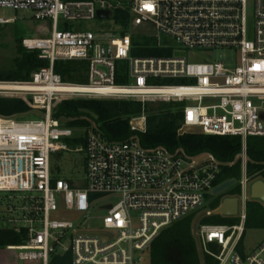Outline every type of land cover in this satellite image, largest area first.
Masks as SVG:
<instances>
[{
	"label": "built area",
	"instance_id": "1",
	"mask_svg": "<svg viewBox=\"0 0 264 264\" xmlns=\"http://www.w3.org/2000/svg\"><path fill=\"white\" fill-rule=\"evenodd\" d=\"M0 8L28 10L37 20L53 21L49 37L22 41L49 65L27 81H0V95L32 99L35 116L0 115V206L11 200L6 211L0 208V229L22 238L5 246L18 263L51 264L57 255L71 253L72 264H145L143 254L160 232L204 207L206 196L219 185L222 167L234 164L209 152L145 147L138 135L111 140L95 122L75 126L83 128L76 134L74 126L53 115L64 99L115 98L143 104L149 99L182 101L180 133L242 138L237 156L242 161L240 220L199 223L196 237L202 252L218 264H264V240L246 257L238 250L247 220V140L264 136V0H0ZM123 9L128 18L119 14L117 20L115 12ZM99 11L111 12L108 18H114L115 26L81 31L59 25L60 17L71 22L108 19L99 18ZM13 20L0 17L1 24ZM149 26L155 33L129 30ZM151 38L154 43H147ZM150 48L169 54H135ZM183 49L209 55L231 50L238 64L192 61ZM59 60L87 61V82L64 81L54 70ZM159 79L195 83H153ZM130 124L132 130L145 131L144 113ZM70 139L82 145L71 147ZM73 150L86 155V187L53 174L52 153ZM93 194L116 197L100 206L106 214L97 228L89 223ZM58 212L68 216L52 218Z\"/></svg>",
	"mask_w": 264,
	"mask_h": 264
},
{
	"label": "trees",
	"instance_id": "2",
	"mask_svg": "<svg viewBox=\"0 0 264 264\" xmlns=\"http://www.w3.org/2000/svg\"><path fill=\"white\" fill-rule=\"evenodd\" d=\"M119 14L125 18L129 16L126 9L115 12V18L119 20ZM0 29V34H1ZM17 52L8 66L0 64V81H27L31 79L33 72L41 67L48 66L49 61L39 57L38 51H29L23 45V39L15 38ZM149 44L154 40L147 39ZM137 55H168L156 48L141 49L135 51ZM56 73L62 79L72 83L87 82L86 72L88 62L85 60H59L54 65ZM185 80V79H182ZM117 83L121 80L117 79ZM182 101H159L158 103L130 99H99L76 98L64 99L54 108L53 115L58 119L68 120L70 126L98 124L100 129L111 140H124L133 135H138L145 147L162 145L170 151L183 148L188 154L196 155L202 152L212 153L221 162L233 165H224L216 180L220 184L226 180L241 178L242 161L237 156L242 151V138L237 136L207 135L198 132L180 133L183 119ZM86 110L93 112L97 118ZM34 111L32 99L0 95V115L2 116H32ZM146 114V130L135 131L131 128V118ZM247 176L249 180H264V136H250L247 140ZM241 187V186H240ZM238 192H231L232 195ZM241 193V190L240 192ZM221 203L218 198L214 209ZM246 229L264 227V205L259 200L247 202ZM196 213L180 219L165 227L148 248V262L146 264H218L219 261L204 254L200 257L197 242L192 232V221ZM239 222L237 217H227L219 214L207 215L200 223H226ZM22 238L13 230L0 229L1 256L7 257V244L20 243ZM243 241V240H242ZM240 241L238 249H240ZM211 248L217 251L215 245ZM11 253V252H10ZM8 258V257H7ZM71 253L57 255L51 264H72ZM6 260V259H5ZM3 260V261H5Z\"/></svg>",
	"mask_w": 264,
	"mask_h": 264
},
{
	"label": "rangeland",
	"instance_id": "3",
	"mask_svg": "<svg viewBox=\"0 0 264 264\" xmlns=\"http://www.w3.org/2000/svg\"><path fill=\"white\" fill-rule=\"evenodd\" d=\"M125 0H123L124 2ZM126 4V3H124ZM0 17L5 18H14V20L10 23L1 24L0 23V64L3 66H8L11 64L13 58L16 55L17 52V41L16 37L23 39L26 37H49L51 34V26H52V19H42L37 20L34 18V15L32 11L28 10H14L10 8H0ZM69 25L74 30H81V31H97L101 28H108L115 26L114 18H108L105 20L102 19H96L92 21H66L63 17H60L59 25L60 27H64L65 25ZM130 32H136V33H144V34H153L155 33V29L151 26L149 27H130ZM140 37L141 35H137ZM174 53H177L176 51ZM173 53V54H174ZM183 54L187 56L192 61H204L206 58H212L214 61L223 60L227 66L234 67L238 64V55L234 53L231 50H224V49H217L213 50V54L209 55L207 51L205 50H189V49H183ZM123 64L125 62H122ZM82 83V82H81ZM153 83L156 84H194V80H182V79H159L153 81ZM20 97V96H18ZM161 100L157 99H149L147 102L149 103H158ZM164 101V100H163ZM168 101V100H167ZM58 101L57 104H59ZM34 115V114H33ZM143 115V113L141 114ZM145 117L146 114L144 113ZM35 117V116H30ZM132 119V118H131ZM63 122H67L68 120L63 119ZM83 128H75V133H81L80 131ZM82 141L78 139H70L69 144L71 147L77 148L79 147ZM51 164H52V170L55 177H63L71 180L75 183L78 187H86L87 186V177H86V155L84 152L80 151H59L52 153L51 156ZM241 178H237L236 183L222 192L219 195L215 194H208L205 199V205L200 210L196 212V215L194 216V219L192 221V232L195 237V240L197 242L198 251L200 254L201 259L204 258V253L199 247L198 240L196 237V230L197 227L204 217V214L207 210H212L214 208V205L216 204V201L218 198H221V202L224 198L229 196H239L242 191V187H240V180ZM255 180H249L246 193L248 195L247 201L252 202L255 199L251 198L250 195V187L251 184ZM238 192L237 194L232 195L231 192ZM18 196H21L22 193L17 194ZM116 201V197H104L98 194L92 195V208L90 211V217H89V223L91 228H97L100 223V218L106 214L105 210H102L100 206L104 202H110ZM260 201V200H259ZM11 202L8 198H6V201L1 203L0 206L1 210L6 211V203ZM15 206H18V202L12 201ZM63 203L62 200H58L59 206ZM6 204V205H5ZM221 204V203H220ZM264 205V203L262 202ZM215 210V209H214ZM248 211V210H247ZM8 213V211L6 212ZM7 216V214H5ZM66 213L58 212L57 214L52 215V218L56 219H62L63 216H66ZM68 216V215H67ZM71 218L73 220H77V215H72ZM238 221L240 220V216H237ZM3 222L0 221V225H2ZM7 224V223H6ZM246 227V226H245ZM246 232V234H245ZM264 239V227L263 228H245V231L243 233V237L241 239L242 244L239 250V252L246 257L249 255L252 251V249L259 244ZM148 251V249H147ZM147 251L144 252V258H145V264L148 262V256ZM8 257V258H7ZM7 257L4 258L1 256L0 252V264H22L18 263L14 253H8ZM6 259V260H5ZM5 260V261H3Z\"/></svg>",
	"mask_w": 264,
	"mask_h": 264
},
{
	"label": "water",
	"instance_id": "4",
	"mask_svg": "<svg viewBox=\"0 0 264 264\" xmlns=\"http://www.w3.org/2000/svg\"><path fill=\"white\" fill-rule=\"evenodd\" d=\"M111 12L99 11V18H108ZM86 112L90 113L92 116L97 118L93 112L86 110ZM262 118H264V113L262 114ZM236 183L235 179H230L222 182L218 186L213 189V194L219 195L231 186ZM250 195L252 199L260 200L264 203V180L257 179L255 180L250 187ZM240 198L239 196H229L222 200L221 204L213 211V214H219L223 216H236L239 212ZM108 208L111 205L107 206Z\"/></svg>",
	"mask_w": 264,
	"mask_h": 264
},
{
	"label": "crops",
	"instance_id": "5",
	"mask_svg": "<svg viewBox=\"0 0 264 264\" xmlns=\"http://www.w3.org/2000/svg\"><path fill=\"white\" fill-rule=\"evenodd\" d=\"M228 217H237V215H236V216H228ZM245 225H246V224H245ZM245 234H246V232H245ZM263 240H264V239H263ZM263 240H262L259 244H257V245L252 249L251 252H253L255 249H257L258 246L263 242Z\"/></svg>",
	"mask_w": 264,
	"mask_h": 264
}]
</instances>
